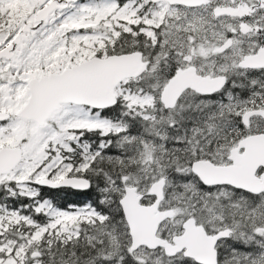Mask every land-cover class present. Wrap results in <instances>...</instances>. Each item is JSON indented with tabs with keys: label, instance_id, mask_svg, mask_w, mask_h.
<instances>
[{
	"label": "snow or ice",
	"instance_id": "6c2138e0",
	"mask_svg": "<svg viewBox=\"0 0 264 264\" xmlns=\"http://www.w3.org/2000/svg\"><path fill=\"white\" fill-rule=\"evenodd\" d=\"M0 264H264V0H0Z\"/></svg>",
	"mask_w": 264,
	"mask_h": 264
},
{
	"label": "trees",
	"instance_id": "16d2710c",
	"mask_svg": "<svg viewBox=\"0 0 264 264\" xmlns=\"http://www.w3.org/2000/svg\"><path fill=\"white\" fill-rule=\"evenodd\" d=\"M47 194H50L56 198L57 203L61 206L67 204H81L86 199L85 193L77 192L76 190L63 189V190H44Z\"/></svg>",
	"mask_w": 264,
	"mask_h": 264
}]
</instances>
